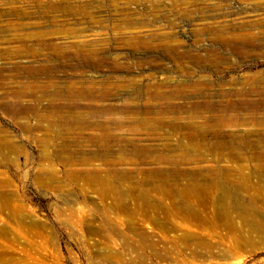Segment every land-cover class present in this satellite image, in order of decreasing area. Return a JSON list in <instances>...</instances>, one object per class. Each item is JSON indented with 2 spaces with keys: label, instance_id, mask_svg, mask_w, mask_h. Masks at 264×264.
Instances as JSON below:
<instances>
[{
  "label": "rangeland",
  "instance_id": "rangeland-1",
  "mask_svg": "<svg viewBox=\"0 0 264 264\" xmlns=\"http://www.w3.org/2000/svg\"><path fill=\"white\" fill-rule=\"evenodd\" d=\"M256 81L264 0H0V264H264V98L151 96Z\"/></svg>",
  "mask_w": 264,
  "mask_h": 264
},
{
  "label": "bare ground",
  "instance_id": "bare-ground-1",
  "mask_svg": "<svg viewBox=\"0 0 264 264\" xmlns=\"http://www.w3.org/2000/svg\"><path fill=\"white\" fill-rule=\"evenodd\" d=\"M247 42L252 45L254 42L252 38L247 39ZM260 82L256 81L255 82V87L251 88L249 90H240V91H234V92H229L225 90H217L214 91V89L211 87L210 83L208 82H203V83H195L194 85L190 86H178L175 88V90L169 92V93H162L159 89L157 88L155 92L151 93V96L154 98H161L164 97L166 99H176V100H193V99H212L216 97H260L264 98V89H258L257 84ZM107 95L101 96V99H105ZM145 96V95H144ZM151 98V97H150ZM149 98V99H150ZM148 99V98H146Z\"/></svg>",
  "mask_w": 264,
  "mask_h": 264
}]
</instances>
